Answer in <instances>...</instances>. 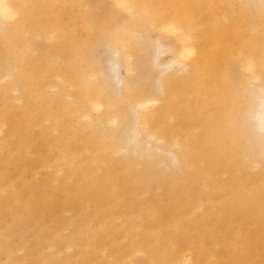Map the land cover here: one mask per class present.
Listing matches in <instances>:
<instances>
[{
  "label": "rangeland",
  "instance_id": "rangeland-1",
  "mask_svg": "<svg viewBox=\"0 0 264 264\" xmlns=\"http://www.w3.org/2000/svg\"><path fill=\"white\" fill-rule=\"evenodd\" d=\"M13 2L4 27L15 49L0 43V264H264V163L250 156L248 137L249 98L264 86V0ZM188 29L186 43L205 58L198 84L147 94L159 99L146 111H158L164 151L170 136L180 141L178 164L120 154L117 132L132 111L123 95L112 99L113 46L133 101L158 78L156 46L161 62L173 59ZM246 57L259 80L240 67ZM31 62L29 98L14 76ZM73 77L84 78L89 100ZM87 100H101V111Z\"/></svg>",
  "mask_w": 264,
  "mask_h": 264
},
{
  "label": "bare ground",
  "instance_id": "bare-ground-1",
  "mask_svg": "<svg viewBox=\"0 0 264 264\" xmlns=\"http://www.w3.org/2000/svg\"><path fill=\"white\" fill-rule=\"evenodd\" d=\"M112 1L116 4H120L119 6H123L121 4L122 3L125 4V2H126V0H112ZM13 3H14L13 0H0V43L2 45L7 44L8 47L15 49L14 43L7 39L8 38L7 37L8 30H6L4 27L5 25L10 24L11 20L13 19V17L17 13L18 8L16 9L15 8L16 6L13 5ZM116 4H114V5H116ZM130 5H132V4H130ZM130 5H127L126 7L129 8V7H131ZM213 15L215 16L216 13H214ZM185 19L186 18L182 19V24L187 23V20H185ZM20 24L26 25V21L22 20L21 22H17L16 24L11 25L12 30L17 29L20 26ZM169 24H172V23H168V25ZM163 26H162V28H163ZM176 27L177 26L172 25L168 29H169V31H171V30L173 31L176 29ZM23 28H25V27L23 26ZM177 29H179V28L177 27ZM166 30H167V26H166ZM176 31L177 30H175L173 33H175ZM173 33H172V35H173ZM190 37H191L190 29H188L185 33L181 34V38L178 41L182 42V46H181V49H180L178 55L176 57H174L173 59L168 60L166 62H161V60L159 59L162 51L160 50V45L156 46L157 48L155 49V52H154V55L151 59L150 65H151V68H153L152 65L159 67V68H157V69H159V71L156 69L159 73L158 78H156L154 83H153V81H151L153 84L151 82L149 83L148 90L143 91V94L139 95L133 101L128 97L129 96L128 95L129 90L126 88V84H124V82L122 81V78H120V75H119V70H120V69L118 70V62L120 60L119 49L116 48L115 46H113L111 43L108 44V46H110V47L113 46L115 51L117 52L116 56L113 53L112 57L110 56V58L108 60L109 71L107 72V74H108L107 76H108V78H110L109 84L112 86V89H111V93L113 94L112 99L116 98L115 97L116 95H123L124 96L123 99L127 101V106L129 108H131L130 111H132V116H129L130 119L132 117V119H131L132 121L126 122V124L122 122V127L120 129V132H117V134L121 135L120 140H122V141H120V142L122 143V145H123V142L125 143L124 144L125 147L124 146L122 148L120 147L121 150H120V148H118L119 149L118 151H121L120 154L123 152L124 154L129 155V156L131 155V156H133V158H136L140 161L141 160H147L150 162H154V160L156 158H161V161L167 160L169 162V165H171L170 163H173L175 165L178 164L179 159L175 153V149H176V147H179L180 141L176 138V136H170L169 139L170 138L171 139H170L169 143L165 144L167 146V152L164 151L165 147L163 145V138L159 135V130H160L161 126H159L158 122L152 121V119H154L155 116L157 115L158 111H157V109H153V111L151 110V112L146 111L149 107L154 108V106L158 104L159 99H158V96L156 98L153 95L150 96L147 94H149L150 92H153V94H157V95L165 94V92H167V90H168V85L170 83H173L174 85L178 83V84H180V86H184L186 84H192L194 82H196L198 84V82H199L198 78H200L201 74L204 72V69L203 68L200 69V67H201V65H203L202 61H204L205 58L201 57L200 48L198 45H196L195 43L193 45L186 43L187 40L190 39ZM27 46L29 49L30 44L29 45L27 44ZM193 46H195L197 48V51L195 53V57L189 63H187L185 61V59L188 57V55H192V53L194 52ZM29 50H31V47ZM23 54L25 56V53H23ZM113 55L115 57H113ZM24 56H23V59L26 61L27 55L25 57ZM41 56H42V58L44 57V55H41ZM218 56L219 55H214V53L212 51L209 54L206 53V57H211L210 59L214 58L213 59L214 61L216 58H219ZM2 60L3 61L5 60L4 57L2 58ZM126 60H129V59H126ZM240 63H241L240 67L243 68L242 70H244L249 75L250 79H252L253 81L260 79L259 73L256 71V67L258 64H256V62L251 57L250 58L249 57L244 58L242 61H240ZM31 64H32V66L30 65V68L27 66L25 69H20L16 73V75L14 76V80L17 83H21L22 85H24L23 89L25 90V92L29 98L31 97L33 90H31L29 87H26L25 84H27V80L29 79L30 76H32L34 78V74L36 73V72H34V70L36 69L35 66L37 65L34 62H31ZM173 64H176L174 66L176 68L173 67ZM71 68H73V67H71ZM189 68L191 69V73H192L191 75L187 74V69H189ZM125 70H126V73L128 74L131 71H133V68H132V66H130V64H127V67L125 68ZM213 75L219 77L218 71H215L213 73ZM7 76H9V75H7ZM115 79H117L116 83H115ZM245 79H247V78H245ZM24 81H25V83H24ZM72 81L76 86L77 85L81 86V88L77 86L78 87L77 92L79 93V95H83L85 97H88L90 95V92L87 93L88 89L85 87L84 78L73 77ZM72 81H71V83H72ZM246 82H248V80H246ZM246 82H245V84H246ZM243 83H244V81H243ZM245 84H244V87H245ZM248 86H250V85H248ZM245 88H247V87H245ZM258 88H259V86H258ZM24 90H23V92H24ZM254 90H256V89H254ZM249 91L251 92L252 90H249ZM249 91H247V94L250 96V94L248 93ZM243 92L245 93L244 95L248 96L245 91H243ZM252 94H253V96H252ZM252 94H251L252 98L248 97L249 99H251V102H253V104L251 102L248 103V105L249 104L252 105L250 107L248 106L250 108V116H249L250 120L248 119L249 117L247 118V116L249 115L248 114L249 112L247 113V111H249L247 108V105H246L247 109L245 110V113H247L246 114L247 116H245L244 114H242V115H244V117H246V120L248 119V123L250 121V124H249L250 125L249 126L250 127V131H249L250 133L248 134V137L250 139V156L251 155L254 156L255 154L259 153V156L257 154V156H258L257 158H259V159H256L254 161L255 163L259 164L260 162L264 163V86L260 87L259 90H256V92H254ZM94 95H96V94H94ZM244 95L243 96L241 95V98L242 97L244 98ZM99 96L104 97L101 94H99ZM239 96H240V94H239ZM87 99L89 100V97ZM256 99H258L259 101H258V103L254 104ZM100 101L94 102L93 100H91V101H88V103H89V106L94 111L99 112V111H101V108H102V103H100ZM245 101L247 103L248 99L244 100V102ZM254 105H255V107H254ZM240 109L241 110L245 109L244 103ZM162 110H164V109H162ZM169 114L170 113H167V116ZM84 117L85 118L88 117V119H89V115H86V113H85ZM118 117H119V114L116 111L114 112L112 110L109 113V117L107 120H109L110 123H112L113 125L117 126L119 123ZM97 118H102V117H97ZM234 120L236 121V125L238 127H240L239 119L237 117H235ZM243 120L246 123V120L245 119H243ZM243 125H244V123H243ZM246 126H248V125H246ZM246 129L249 130V128H246ZM241 130H243V128ZM244 130H245V125H244ZM246 133H248V132H246ZM221 134L230 136V133L228 132L227 129H225V131L222 130ZM139 136H142V138H139ZM242 139H243V137H242ZM153 144H155V145L153 146ZM246 146H249V145H246ZM116 147H117V145H116ZM158 150L159 151L161 150L160 154L157 153ZM247 150H249V148ZM113 152H114V150H113ZM113 152L111 153L112 155L114 154L115 156H117L116 154L117 153L119 154V152H117V153L115 152L116 154ZM247 153H248V151H247ZM181 156L184 159L187 158V156L184 154ZM164 164H168V163L165 162ZM164 164L162 163V166ZM166 167H164V169ZM186 258H187V256H186ZM188 258L186 259L187 261L189 260Z\"/></svg>",
  "mask_w": 264,
  "mask_h": 264
}]
</instances>
